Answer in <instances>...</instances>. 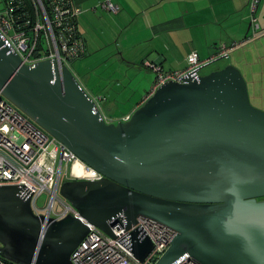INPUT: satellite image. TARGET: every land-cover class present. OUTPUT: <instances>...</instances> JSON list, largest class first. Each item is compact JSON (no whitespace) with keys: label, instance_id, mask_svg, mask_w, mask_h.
<instances>
[{"label":"water","instance_id":"obj_1","mask_svg":"<svg viewBox=\"0 0 264 264\" xmlns=\"http://www.w3.org/2000/svg\"><path fill=\"white\" fill-rule=\"evenodd\" d=\"M0 94L102 175L60 183L77 216L59 219L34 214L22 186L0 185L2 258L71 264L88 224L113 236V226L126 230L142 216L174 231L154 264L184 255L264 264V111L232 64L167 81L126 121L106 122L68 67L54 58L24 64L0 38ZM129 238L142 262L151 240L136 230Z\"/></svg>","mask_w":264,"mask_h":264},{"label":"built area","instance_id":"obj_2","mask_svg":"<svg viewBox=\"0 0 264 264\" xmlns=\"http://www.w3.org/2000/svg\"><path fill=\"white\" fill-rule=\"evenodd\" d=\"M44 1V6L42 4ZM249 9L247 42L259 31L254 13L259 0H245ZM35 19L20 23L12 13V0H0V38L14 51L24 64L54 58L58 70L62 66L70 69L72 61L83 54V43L76 27L79 10L71 0H30ZM103 9L116 12L117 6L110 0L100 3ZM44 35L45 49L38 51V36ZM238 44L217 46V51L207 59L200 60L191 51L185 57V66L178 70L163 71L152 64L153 80L142 97L146 100L155 89L167 82H182L184 78H196L198 70L209 61L223 57ZM97 106V97H91ZM131 113L121 115L117 121H126ZM103 119L106 122L110 120ZM115 122V121H114ZM76 165L77 169L73 170ZM102 175L81 162L72 152L57 142L52 136L36 125L29 117L0 94V185L22 186L28 193L32 212L44 218L59 219L66 214L77 216L76 209L58 193L64 180L96 181ZM45 193L42 206L36 199ZM85 236L70 254L71 264H154L174 235L170 228L149 218L138 216L135 223L123 230L117 224L111 228L113 236H108L98 228L88 224ZM136 230L139 236H147L153 247L142 262L136 261L130 253L129 232ZM0 264H17L0 256ZM171 264H199L193 259L181 256Z\"/></svg>","mask_w":264,"mask_h":264},{"label":"crops","instance_id":"obj_3","mask_svg":"<svg viewBox=\"0 0 264 264\" xmlns=\"http://www.w3.org/2000/svg\"><path fill=\"white\" fill-rule=\"evenodd\" d=\"M102 1L71 0L79 10L76 27L83 54L71 62L70 70L86 93L98 98L102 117L112 122L141 104L154 77L146 63L163 71L178 70L185 66L189 52L204 60L219 44H245L242 41L250 33L245 0H110L116 12L103 9ZM259 23L254 37L264 36V23ZM114 71L122 72V80L135 89L129 96L130 105L123 104L126 109L120 112L116 109L123 107L113 100L116 93L111 94L107 85ZM108 110L117 113L115 118L104 115Z\"/></svg>","mask_w":264,"mask_h":264},{"label":"rangeland","instance_id":"obj_4","mask_svg":"<svg viewBox=\"0 0 264 264\" xmlns=\"http://www.w3.org/2000/svg\"><path fill=\"white\" fill-rule=\"evenodd\" d=\"M263 4H264V0L259 1L256 12L254 14L257 23L259 22L264 23ZM262 5L263 8L261 7ZM260 7L262 8V10H260L261 9ZM258 36L256 37L253 36L245 44L234 47L227 53L228 55L226 57H220L218 59L215 58L209 61L208 63L204 64L198 70V73L204 74L206 72L211 71L208 70L210 68L212 69L217 68V66L221 68L226 64H232L240 71L246 83L248 99L251 105H253L256 108L264 110V36L262 37H258ZM82 64L83 63L81 62V65ZM134 68L137 69L136 67ZM121 75L122 72L118 73L114 71L110 74V77L109 76L107 77L110 78V80L107 81V85L112 90L111 94L116 93L115 97L114 98L112 97L113 100L120 103L121 107L119 108L123 107L122 109L113 108L112 110L116 109V112H120L126 109L124 108L125 105L123 104L126 103L130 105L129 100L131 99H129V96L135 90L133 85H130L132 87H128L129 85H127L128 84L127 81L122 80V77L124 76ZM104 92L106 93L107 91L104 90ZM134 100L135 99H132V102H134ZM115 114L117 113H113V111H110V113L104 111V115H110L114 117ZM45 198H46L45 193H41L36 199V205L38 207L42 206L45 201Z\"/></svg>","mask_w":264,"mask_h":264},{"label":"trees","instance_id":"obj_5","mask_svg":"<svg viewBox=\"0 0 264 264\" xmlns=\"http://www.w3.org/2000/svg\"><path fill=\"white\" fill-rule=\"evenodd\" d=\"M42 4L46 6L44 1H42ZM12 6L13 17L17 22L20 23L24 19H27L29 22H31L35 19L30 0H12ZM38 37L37 48L35 49L34 53L35 55L39 53L38 51H42L46 47L44 35L40 34Z\"/></svg>","mask_w":264,"mask_h":264},{"label":"bare ground","instance_id":"obj_6","mask_svg":"<svg viewBox=\"0 0 264 264\" xmlns=\"http://www.w3.org/2000/svg\"><path fill=\"white\" fill-rule=\"evenodd\" d=\"M76 169H77V166H76V165H74V166H73V170H76Z\"/></svg>","mask_w":264,"mask_h":264},{"label":"flooded vegetation","instance_id":"obj_7","mask_svg":"<svg viewBox=\"0 0 264 264\" xmlns=\"http://www.w3.org/2000/svg\"><path fill=\"white\" fill-rule=\"evenodd\" d=\"M259 109V108H258ZM262 110V109H261ZM264 111V110H263Z\"/></svg>","mask_w":264,"mask_h":264}]
</instances>
